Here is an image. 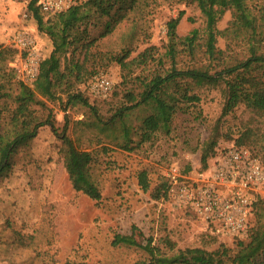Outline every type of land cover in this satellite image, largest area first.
<instances>
[{
	"label": "rangeland",
	"instance_id": "rangeland-1",
	"mask_svg": "<svg viewBox=\"0 0 264 264\" xmlns=\"http://www.w3.org/2000/svg\"><path fill=\"white\" fill-rule=\"evenodd\" d=\"M28 3L29 0H0V44L17 51L8 56L6 69L13 70L15 80L30 85L32 81L24 73L27 58L32 54L40 62L50 55L53 46L48 36L38 31L27 10ZM247 4L257 18V26L261 25L264 0H249ZM180 13L182 16L176 29L181 40L177 47L180 53L177 67L183 69L192 65L193 58L183 52L182 39L194 29L200 32V43L204 38V18L195 6L160 0L147 8L140 19H125L105 37L100 35L106 19H97V15L90 13L92 24L88 30L90 37L96 39L92 52L124 54L122 51L130 48L132 52L127 61H131L151 49L152 58L143 65H130L126 72L116 62L106 60L105 69L99 72L113 83L106 98L92 94L87 83H73V90L95 105L103 118L109 117L117 105H126L125 92L138 93L142 89V80L169 71L171 61L165 56L167 22ZM230 21L231 14L226 12L217 29L223 31ZM21 33L32 42L27 50H21L17 44ZM217 41V46L226 50L228 41L222 36ZM248 43L232 45V50H226V53H236L239 58L246 59ZM251 45L258 54H264V38L261 43L252 41ZM32 49L35 53H31ZM80 52L81 49L76 53ZM196 53L202 57V52ZM77 57L76 54L75 60L82 58ZM216 70L220 68L210 72ZM124 73L129 74L130 81L123 80ZM11 88L15 94L14 86ZM196 92L200 101L189 106L187 113H178L169 132L160 129L150 133L133 151L89 142L94 132L77 125L90 119L87 108L76 104L63 112L60 104L46 101L55 116L58 133L66 121L67 135L79 148L92 152L95 160L73 182L64 167L61 140L48 126L39 128L33 140L12 153L9 167L0 176V264H132L147 260L148 255L138 247L113 244L116 235H131L132 227L168 256L176 254L178 249L199 247L214 251L221 245L235 253L239 239L211 232L192 213L175 203L170 186L166 197L154 200L150 196L156 186L167 183L165 173L172 165L185 171L200 169L201 147L211 140L217 143V154L236 145L235 140L241 135L248 134L244 146L264 166V117L243 104L224 115L221 86H205ZM58 95L65 99V94ZM3 105L0 98L2 122L8 116ZM34 108L40 110L37 105ZM41 111L43 115L47 114V110ZM148 112L144 107L136 108L130 115V124L138 126ZM141 170L148 172L150 188L147 192L138 185L137 175ZM257 211L254 210L251 224L255 228L264 222V214L259 218L261 211ZM136 239L145 242L141 237ZM166 239L175 243L173 251L167 250Z\"/></svg>",
	"mask_w": 264,
	"mask_h": 264
},
{
	"label": "trees",
	"instance_id": "trees-1",
	"mask_svg": "<svg viewBox=\"0 0 264 264\" xmlns=\"http://www.w3.org/2000/svg\"><path fill=\"white\" fill-rule=\"evenodd\" d=\"M159 1L87 0L64 12L45 15L37 7V0H29L27 10L35 20L38 31L51 40L53 49L47 58L40 61L37 74L29 85L15 80L13 70H7L5 67L8 56L17 51L0 44V98L4 102L3 109L8 112L6 119L0 121V176L9 167L12 153L19 146L33 140L39 128L43 126L50 127L61 140L60 152L64 167L73 182L83 170L93 164L95 159L92 152L79 148L67 135L66 121L58 133L55 116L45 104L46 101L60 104L63 112L76 104L87 108L90 119L80 121L77 125L94 132L89 142L96 145L111 144L124 151H133L140 147L152 132L160 129L169 132L173 118L178 113H187L189 106L198 103L200 95L196 90L205 86H221L225 99L224 115L243 104L264 117V54H258L251 45L252 41L261 43L263 40L264 20L257 26V18L252 15L247 4L249 0H162L192 5L200 11L205 23L203 42H199L200 32L196 29L182 39L183 52L193 58V63L189 67L179 69L177 58L180 53L177 47L181 40L176 29L182 13L176 18H171L167 22L168 42L165 53L171 61L169 71L165 75L156 74L150 79L142 80V89L138 93L133 90L125 92L123 98L126 105H117L109 117L103 118L95 105L73 90V83L88 84L95 75L100 74V70L105 69L106 60L116 62L121 70L126 72L130 65H143L152 58L151 49H146L131 61H127L132 52L130 48L123 50L124 54L92 52L96 39L90 37L88 30L92 24L91 14L97 15V19H106L100 35L105 37L125 19H140L147 8L158 4ZM226 12H230L231 21L227 28L219 31L217 24ZM219 36L228 41L226 50H232V45L242 46L248 41L249 56L241 59L236 53H226V50L217 46ZM79 49L81 52L78 54L76 52ZM199 51L202 52L200 54L203 60L199 53H196ZM76 54L77 58H82L75 60ZM216 67L220 70L210 72ZM123 80L130 81L129 74L124 73ZM11 86H14L15 94L12 93ZM58 93L65 94V99ZM104 100L106 99L101 101ZM36 105L39 106V111L34 108ZM140 107L148 109L149 112L142 117L139 125L134 127L130 124V115ZM41 110H47V114L43 115ZM247 139L248 134H243L235 140V144L244 146ZM216 144L215 140H211L201 147L200 169L206 168L209 159L216 155ZM137 180L141 190L147 192L150 188L148 172L141 170ZM168 186L167 183L156 186L150 193L151 198L159 200L166 197ZM259 209L260 218L264 214V199L256 201L254 210ZM132 231L131 235H116L113 241L114 245L138 247L149 257L132 264H264V222L257 228L252 226L248 236L238 240L235 253H230L228 248L221 245L214 251L199 247L178 249L176 254L168 256L152 245L151 239H144L141 233H136L135 227H132ZM137 236L145 242H138ZM165 245L169 251L176 247L175 243L168 239Z\"/></svg>",
	"mask_w": 264,
	"mask_h": 264
},
{
	"label": "built area",
	"instance_id": "built-area-1",
	"mask_svg": "<svg viewBox=\"0 0 264 264\" xmlns=\"http://www.w3.org/2000/svg\"><path fill=\"white\" fill-rule=\"evenodd\" d=\"M87 0H37L45 15H55ZM21 50L32 46L24 33L17 37ZM31 53H35L32 49ZM39 61L30 54L24 67L33 81ZM92 94L105 98L113 83L104 74L88 83ZM175 203L192 213L211 232L226 238L245 239L252 227L255 203L264 199V166L245 146L219 151L204 169L185 171L177 165L165 173Z\"/></svg>",
	"mask_w": 264,
	"mask_h": 264
}]
</instances>
